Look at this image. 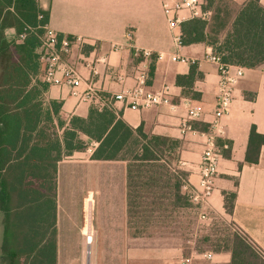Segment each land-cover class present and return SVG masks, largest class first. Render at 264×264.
Listing matches in <instances>:
<instances>
[{"label":"trees","instance_id":"1","mask_svg":"<svg viewBox=\"0 0 264 264\" xmlns=\"http://www.w3.org/2000/svg\"><path fill=\"white\" fill-rule=\"evenodd\" d=\"M201 1L208 17L180 23L182 44L204 43L226 63L247 68L264 65V7L259 0L240 6L232 0ZM48 16L49 9L40 0H0V264H58L57 164L85 150L89 141L97 143L91 159L126 162L127 223L138 216L150 223L156 210H165L162 201L168 194L170 206L195 208L182 189L186 172L169 163L177 140L131 127L111 102L91 106L85 117L65 118L59 101H45L48 84L37 75ZM9 28L12 37L7 35ZM198 76L191 65L189 73L177 75L175 82L191 86ZM187 93L199 97L198 92ZM194 126L208 130L206 124ZM217 144L222 155L230 157V142L219 139ZM263 145L264 134L251 125L245 162L257 163ZM222 196L230 214L235 192L223 191ZM141 198L150 200L137 202ZM222 240L207 251L229 252L228 264H264V253L239 229ZM205 252L194 248L189 253Z\"/></svg>","mask_w":264,"mask_h":264},{"label":"crops","instance_id":"2","mask_svg":"<svg viewBox=\"0 0 264 264\" xmlns=\"http://www.w3.org/2000/svg\"><path fill=\"white\" fill-rule=\"evenodd\" d=\"M232 1L240 6L247 0ZM259 2L264 7V0ZM40 3L49 9L48 28L61 35L82 39L81 49L74 46L66 60L85 78L90 75L84 66L85 59H105L104 63H97L99 73L93 79L100 105L111 102L113 109L131 127L140 126L148 135H162L178 141L177 167L186 172L185 183L189 187L199 185V165L208 134H215L217 143L219 139L230 142V157L221 155L213 190L206 203L193 205L198 210V219L208 220L213 213L229 218L264 253V145L260 148L257 163L250 164L244 160L250 126L255 125L256 130L264 134V65L246 67L235 86L228 113L219 119L218 130L221 132H217L210 124L214 119L218 71L215 64L201 59L212 49L204 43L182 44L177 48L173 44L160 0H41ZM127 31H131V39L126 38ZM7 35H14L12 28L7 29ZM175 52L199 59L193 64L199 76L191 86H181L175 82L177 75L188 74L191 67L188 63L171 61L169 57ZM152 56L154 59H151ZM150 63L152 72L149 71ZM141 71L146 73L148 89L157 90L164 85L169 87L174 107L163 105L132 110L123 101L114 99L116 93L134 84L136 75ZM118 75L123 77L122 81ZM37 78L40 79V72ZM190 91L198 92L199 97L191 98L187 93ZM105 96L109 98L108 101L104 99ZM44 99L59 101L60 114L65 118L71 115L85 117L90 107L94 106L89 101H80L72 95L69 86L62 84L48 85ZM187 102L202 106L200 118L188 121ZM187 122L192 130L187 129ZM195 124H206L208 130H200ZM96 146L95 141H89L85 150L75 151L57 164V255L63 230L60 226H69L68 231L76 229L77 222L71 217H81L83 213L85 220L86 203L90 202L95 208L97 197L102 202L101 207H108L109 202L111 215L117 209L121 215L119 224L124 227L127 223L126 162L91 159ZM87 183H96L97 189L81 188ZM223 191L235 192L230 214L225 212L223 206ZM103 193L104 197L101 198ZM100 224L99 215L92 219L94 227ZM83 229L84 224L81 234L86 237ZM120 238L147 240L154 237H128L126 233H121ZM98 252L101 251L97 249L95 255ZM211 253L210 258L203 253H192L190 263L228 264L230 261L227 251ZM110 254L141 258L148 264H181L183 258L181 249L176 246L127 247Z\"/></svg>","mask_w":264,"mask_h":264},{"label":"built area","instance_id":"3","mask_svg":"<svg viewBox=\"0 0 264 264\" xmlns=\"http://www.w3.org/2000/svg\"><path fill=\"white\" fill-rule=\"evenodd\" d=\"M161 7L165 16L167 27L171 33L173 44L180 48L182 46V38L179 30L181 22L193 18L201 17L206 19L209 12L202 10L201 0H160ZM186 13V14H184ZM23 37V35H21ZM126 38L131 39V31L126 32ZM83 41L79 37L69 39L65 35H60L52 29L45 27V33L42 38L39 56L40 62V80L51 84L67 85L71 88L72 95L76 96L80 101H89L95 106L100 105V97L94 85V77L99 71L97 63H104L105 59H85V67L88 68L90 75L85 78L83 74L71 63L66 57L72 53L74 46L80 50ZM171 61L195 64L199 59L173 53L170 57ZM204 61L211 62L216 65L218 71V81L216 87V103L214 109V119L210 124L217 132L219 129V119L228 113L235 86L244 75L245 66L226 63L222 61L221 56L207 51L202 58ZM121 81L123 77L118 75ZM84 86L83 88H81ZM115 100H120L132 110L148 109L155 106L174 107L171 101V93L167 85L160 89L151 90L146 86V73L139 72L135 77L134 84L125 87L121 92L114 95ZM187 119L196 120L202 115L203 109L200 104L186 103ZM187 129H191V125L186 123ZM227 148V145H224ZM221 148L216 142V135L208 134L205 140V148L201 155L199 165V185L198 187H189L184 183L183 189L195 205H203L206 203L209 195L213 190L214 177L217 173L218 161L221 157ZM203 217V216H202ZM203 255L207 258L212 256L211 252H205ZM181 264H191L189 258H182Z\"/></svg>","mask_w":264,"mask_h":264},{"label":"rangeland","instance_id":"4","mask_svg":"<svg viewBox=\"0 0 264 264\" xmlns=\"http://www.w3.org/2000/svg\"><path fill=\"white\" fill-rule=\"evenodd\" d=\"M41 1V0H40ZM177 148L173 154L169 155V163L172 168L177 169ZM81 188L97 189L96 183L86 184ZM172 191V190H170ZM108 196L110 195L109 192ZM163 199L165 210H156L150 218V223H145L139 216L125 226L119 224L121 215L117 209L110 213L108 207H101L102 202L97 197V204L93 208L90 202L85 205L84 214L81 217H71L77 222L76 229L67 230L69 226L63 228L59 240L58 264H148L141 258L136 259L126 255H112L111 252L125 249L127 247H160L176 246L181 249L182 257L190 256L194 248L199 250H210L221 244L223 238L228 234L238 231L232 221L225 216L216 213L210 214L208 220L198 219V210L193 207L174 208L171 205V198ZM104 197V193L101 198ZM144 202L150 199H139L137 202ZM94 210V211H93ZM101 211V215H100ZM100 216L101 224L92 225V219ZM2 215L0 213V245L2 237ZM87 222V223H86ZM113 222V223H112ZM89 223L88 230L91 238L85 233L81 234L82 224L84 227ZM146 227V228H145ZM121 233H126L134 237L151 236L150 239H121ZM161 236V238H158ZM88 237V240H87ZM89 242V243H87ZM98 255H95L96 250ZM155 264V263H154Z\"/></svg>","mask_w":264,"mask_h":264},{"label":"bare ground","instance_id":"5","mask_svg":"<svg viewBox=\"0 0 264 264\" xmlns=\"http://www.w3.org/2000/svg\"><path fill=\"white\" fill-rule=\"evenodd\" d=\"M86 202V201H85ZM88 204V203H87ZM87 206V205H86ZM85 208V207H84ZM86 209V208H85ZM86 216V215H85ZM86 221V220H85ZM87 223V222H86ZM89 223L87 224V226L86 227H84V229H83V231H84V233H86L90 238H91V236H90V231L88 230V228H89ZM87 240H88V237H87ZM87 243H89V242H87Z\"/></svg>","mask_w":264,"mask_h":264}]
</instances>
